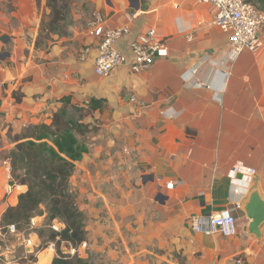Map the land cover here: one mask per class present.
<instances>
[{
    "label": "crops",
    "instance_id": "crops-1",
    "mask_svg": "<svg viewBox=\"0 0 264 264\" xmlns=\"http://www.w3.org/2000/svg\"><path fill=\"white\" fill-rule=\"evenodd\" d=\"M10 1L11 14L0 10V55L9 53L0 58V151L11 148L9 135L29 123L48 120L68 103L95 102L97 109L85 121L96 120L99 130L73 161L70 178L86 230L116 234L117 221L113 225L110 218L127 215L133 220L127 233L152 264L176 254L186 264H264V237L247 233L248 219L239 208L233 209L234 236L197 233L189 221L232 208L252 181L259 182L264 197V48L243 50L220 66L227 34L213 23V9L196 0H147L145 11L128 0H81L89 11L85 26L70 24L67 35L51 34L35 47L41 17L49 14L45 0ZM94 13L104 28L130 29L116 43L120 50L154 29L167 56L155 57L144 70L118 66L97 76V38L86 27ZM10 17L15 26L7 25ZM190 67H196L193 76ZM194 78L209 87H193ZM18 89L23 96L16 102L12 92ZM6 166L0 160V218L26 190L20 185L5 194ZM24 237L5 238L15 258L29 250ZM53 256L44 249L37 264H51ZM0 264H8L5 254Z\"/></svg>",
    "mask_w": 264,
    "mask_h": 264
},
{
    "label": "trees",
    "instance_id": "trees-1",
    "mask_svg": "<svg viewBox=\"0 0 264 264\" xmlns=\"http://www.w3.org/2000/svg\"><path fill=\"white\" fill-rule=\"evenodd\" d=\"M264 11V0H246ZM74 0H45L49 9L47 18H41L39 33L34 46L39 47L50 38L51 34L67 35V21ZM39 0H36V4ZM23 94L18 89L12 97L19 102ZM98 104L92 101L88 105L68 103L46 121L29 123L19 132L9 135L13 146L0 151V160L10 166L11 183L25 185L26 190L19 193L15 205H7L0 218L1 233L8 224H14L19 232H29L30 219L45 214V222L34 230L40 244L36 251H42L47 243L54 241L56 253L51 264H89L87 259L77 256H65L59 249L60 242L73 246L87 241L85 228L86 216L76 204V194L70 185L74 173L75 158L63 147L64 135L71 132L83 135L97 128L90 127L89 121H83ZM71 146L73 141H71ZM68 148V147H67ZM53 220L63 224L59 231L51 229ZM44 231L47 239H42ZM20 264L35 262L33 253L16 254Z\"/></svg>",
    "mask_w": 264,
    "mask_h": 264
},
{
    "label": "built area",
    "instance_id": "built-area-1",
    "mask_svg": "<svg viewBox=\"0 0 264 264\" xmlns=\"http://www.w3.org/2000/svg\"><path fill=\"white\" fill-rule=\"evenodd\" d=\"M200 4L209 5L214 12L213 23L219 29L227 34L228 44L224 53L217 59L220 66L232 63L237 59L243 50H248L252 53H257L264 48V11L260 10L255 4L246 0H196ZM87 33L97 38L96 56L94 59V71L97 76H107L110 71L118 66H127L131 71L137 72L144 70L150 66L155 57H164L168 54V48L163 39L158 38L154 29H148L143 33L137 34L129 41L128 50L122 51L117 48L116 43L130 34V29L127 26L117 28H104L102 17L94 13L92 18L87 21ZM87 48L84 50L81 59L85 58ZM220 70L225 72L224 68ZM187 72L193 76L196 73V67H190ZM193 87H209L208 84L197 78L193 80ZM130 101H135V97L131 95ZM166 111L163 113L165 114ZM7 184L5 186V194H10L14 188L20 187L19 184L11 183L12 174L10 166H6ZM255 172L254 169L251 170ZM167 187H172V183H168ZM237 194L240 192L235 189ZM238 203L231 207H224L217 212L209 215H193L189 218L192 230L197 233L214 234L219 233L223 236L230 237L237 233L236 217L233 209H238ZM31 218L29 223V232L24 234L19 232L14 224H8L5 227V232L0 235V258L6 255V261L11 255L10 248L6 243L5 238L10 235L22 234L25 235L23 246L28 247V251H24L22 255L33 253L35 256L40 252L36 249L40 244L38 234L34 230L37 226L35 219ZM51 229L59 231L63 224L57 220H53L50 224ZM30 234L35 236V239L30 238ZM87 242L83 241L77 246H73L66 242H60L59 249L65 256H77L83 258L87 256ZM56 253V245L54 241L47 243L44 248ZM43 249V250H44ZM15 257V256H14ZM16 260V259H15ZM15 262V261H14ZM20 264V263H15ZM27 264H37L35 262Z\"/></svg>",
    "mask_w": 264,
    "mask_h": 264
},
{
    "label": "rangeland",
    "instance_id": "rangeland-1",
    "mask_svg": "<svg viewBox=\"0 0 264 264\" xmlns=\"http://www.w3.org/2000/svg\"><path fill=\"white\" fill-rule=\"evenodd\" d=\"M4 5V8L0 9L3 12L11 14L14 11V7L12 5V2L10 0H3L2 4ZM39 4V3H38ZM88 9L86 7L81 6V0H74L70 16L67 21V29L68 26L73 23L83 25L85 26L86 20L88 19ZM72 12L75 13V15H72ZM7 14V16H9ZM41 18H46V15L43 14ZM77 18V19H75ZM75 19V20H74ZM8 26H15L13 17H10L8 20ZM68 31V30H67ZM86 117L83 119L85 122ZM90 127L96 128L95 131H88L83 135H79L77 133L71 132L68 135H64V142L63 147L67 150H70V147H73V149L70 150L71 156L75 158V160H80L81 156L87 149V144H89L92 136L96 134V132L99 130V125L96 120L89 121L88 122ZM71 141H73L71 146ZM68 147V148H67ZM70 148V149H69ZM44 215L38 216V219L43 217L42 223L45 222ZM113 220V221H112ZM87 217L85 219V228L87 227ZM110 221H112L113 225L114 222L117 221V226L115 228H118L116 234L113 232H91L87 230V245L89 248H87V256L83 257L84 259H87L89 264H152L153 258L148 255L145 251H140L136 248V245L132 242L130 234L127 233L128 231V224L133 223L132 216H123L116 215L113 218H110ZM106 226V225H105ZM111 227V225H109ZM87 229V228H86ZM123 230L124 232H122ZM44 235L42 239H47L48 232L44 231ZM89 232H91V236H89ZM106 232V233H104ZM121 232V233H120ZM111 233V234H110ZM118 234V235H117ZM89 237V238H88ZM143 254L142 255L140 254ZM176 254V253H175ZM172 261H166L163 259L160 260V263H154V264H186L182 262L181 258H178L179 256L172 255ZM143 258H145V261H143Z\"/></svg>",
    "mask_w": 264,
    "mask_h": 264
},
{
    "label": "water",
    "instance_id": "water-1",
    "mask_svg": "<svg viewBox=\"0 0 264 264\" xmlns=\"http://www.w3.org/2000/svg\"><path fill=\"white\" fill-rule=\"evenodd\" d=\"M130 7L134 9L147 10V0H128ZM6 40V39H5ZM4 40V41H5ZM8 52L2 53L0 58L3 60L8 56ZM8 72V70L6 69ZM239 209L248 219L247 233L252 234L256 239L260 240L264 237V197L262 196L258 181H252L243 192L238 203ZM15 257L9 256L8 264H15Z\"/></svg>",
    "mask_w": 264,
    "mask_h": 264
}]
</instances>
